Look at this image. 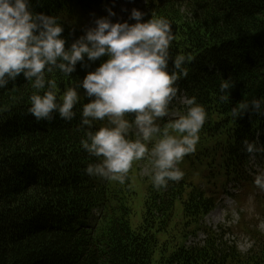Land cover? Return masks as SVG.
Masks as SVG:
<instances>
[{
  "label": "trees",
  "instance_id": "obj_1",
  "mask_svg": "<svg viewBox=\"0 0 264 264\" xmlns=\"http://www.w3.org/2000/svg\"><path fill=\"white\" fill-rule=\"evenodd\" d=\"M32 2L35 12L59 18L67 47L91 26L89 14L106 15L104 7L113 0ZM115 4L121 22L127 19L120 11L125 5L149 13L145 19L153 14L168 19L175 35L172 55L191 57L188 76L177 82L178 92L195 96L205 107L207 120L196 158L188 163L198 165L199 172L208 171L203 180L210 188L190 187L182 179L157 190L149 179L139 206L131 185L134 167L124 184L89 177L84 169L98 161L80 146L87 129L80 127L79 113L71 122L61 120L58 113L51 122H36L27 113L34 89L21 76L0 89V264H264V233L258 227L242 224L254 238L251 250L242 253L236 243L224 241L219 231L203 224L222 189L254 187L253 164L264 167V156L257 155L250 163L242 151L245 138L264 144V118L231 117L238 102L264 98V0H115ZM100 63L87 70L78 65L71 79L53 73L58 94ZM230 76L235 87L230 102L221 103L219 86ZM87 102L82 99L81 104ZM165 123L166 118L161 127ZM226 192L233 196L229 189ZM137 208L142 209L143 220L133 228ZM180 213L181 231L172 237L169 227L179 222L173 223ZM198 231H204L206 239L188 245ZM164 233L165 239L160 237Z\"/></svg>",
  "mask_w": 264,
  "mask_h": 264
},
{
  "label": "clouds",
  "instance_id": "obj_2",
  "mask_svg": "<svg viewBox=\"0 0 264 264\" xmlns=\"http://www.w3.org/2000/svg\"><path fill=\"white\" fill-rule=\"evenodd\" d=\"M115 6V0L105 5L104 16L90 13L91 26L66 47L57 16L35 12L32 0H0V89L22 76L34 89L27 113L38 123L51 122L53 113L71 122L79 113L80 127L87 129L80 146L98 161L84 169L89 177L124 184L133 163L147 160L144 171L152 186L165 189L184 178L179 165L196 151L207 111L195 96L182 98L183 113L171 110L191 57L172 55L175 35L169 20L154 14L145 19L149 13L122 7L127 19L121 22ZM97 61L98 67L58 94L53 73L71 79L78 65L87 70ZM234 87L231 76L221 80V103L230 102ZM82 99L88 102L81 104ZM262 106L264 98L242 100L232 107L231 117L264 118ZM242 151L251 163L264 156V144L245 138ZM253 168V185L264 192V167Z\"/></svg>",
  "mask_w": 264,
  "mask_h": 264
},
{
  "label": "rangeland",
  "instance_id": "obj_3",
  "mask_svg": "<svg viewBox=\"0 0 264 264\" xmlns=\"http://www.w3.org/2000/svg\"><path fill=\"white\" fill-rule=\"evenodd\" d=\"M124 7L129 9L127 5ZM146 167H148L147 160L140 161V163L136 164L131 174V185L136 192L135 201L139 202V206L144 202L146 189L150 183L147 173L144 171ZM179 167L188 174L190 181L195 186L210 188L203 180L204 171H206L207 175V170L199 172L198 166L191 165V162L188 163L185 159L180 163ZM197 173H199V176H196ZM250 185L254 186L253 181L250 182ZM227 189L231 191L233 196L227 194ZM218 196L220 199L218 206L205 218L203 224L213 231H219V234L223 235L224 241L236 243L242 253H248L254 245V238L247 230L242 228V224L250 223L264 233V192L251 186L239 189L227 187L224 190L222 189ZM132 220L133 228L137 226L136 221L142 222L143 212L141 208H137V213L133 215ZM183 221V214H178L173 222L177 223L172 225L168 234L171 236L174 233L179 234ZM205 238L204 231H198L196 236L191 235L187 243H203Z\"/></svg>",
  "mask_w": 264,
  "mask_h": 264
}]
</instances>
